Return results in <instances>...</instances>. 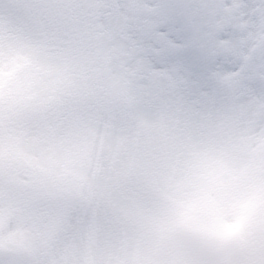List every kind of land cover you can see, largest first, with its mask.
<instances>
[{
	"label": "clouds",
	"instance_id": "1",
	"mask_svg": "<svg viewBox=\"0 0 264 264\" xmlns=\"http://www.w3.org/2000/svg\"><path fill=\"white\" fill-rule=\"evenodd\" d=\"M0 264H264V0H0Z\"/></svg>",
	"mask_w": 264,
	"mask_h": 264
}]
</instances>
